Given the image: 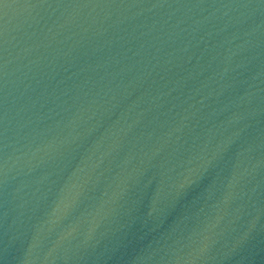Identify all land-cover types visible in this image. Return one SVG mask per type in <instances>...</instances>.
I'll return each instance as SVG.
<instances>
[{"label": "water", "instance_id": "95a60500", "mask_svg": "<svg viewBox=\"0 0 264 264\" xmlns=\"http://www.w3.org/2000/svg\"><path fill=\"white\" fill-rule=\"evenodd\" d=\"M0 264H264V0H0Z\"/></svg>", "mask_w": 264, "mask_h": 264}]
</instances>
